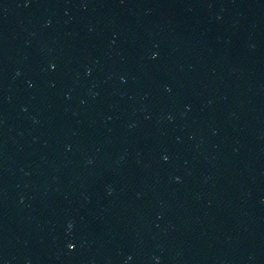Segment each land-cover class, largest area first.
Instances as JSON below:
<instances>
[{"label":"water","instance_id":"95a60500","mask_svg":"<svg viewBox=\"0 0 264 264\" xmlns=\"http://www.w3.org/2000/svg\"><path fill=\"white\" fill-rule=\"evenodd\" d=\"M0 264H264V0H0Z\"/></svg>","mask_w":264,"mask_h":264}]
</instances>
